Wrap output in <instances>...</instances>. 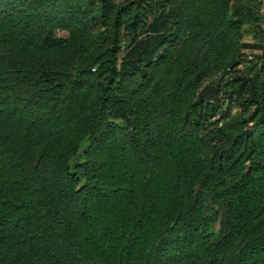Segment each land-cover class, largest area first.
Masks as SVG:
<instances>
[{
	"label": "trees",
	"instance_id": "1",
	"mask_svg": "<svg viewBox=\"0 0 264 264\" xmlns=\"http://www.w3.org/2000/svg\"><path fill=\"white\" fill-rule=\"evenodd\" d=\"M262 7L0 0V264H264Z\"/></svg>",
	"mask_w": 264,
	"mask_h": 264
},
{
	"label": "rangeland",
	"instance_id": "2",
	"mask_svg": "<svg viewBox=\"0 0 264 264\" xmlns=\"http://www.w3.org/2000/svg\"><path fill=\"white\" fill-rule=\"evenodd\" d=\"M262 12H264V7H262ZM58 36H66V33L65 32H58ZM244 40L246 42H259L257 39L254 38V27L250 24H247L245 25L244 27ZM126 47V44L123 46V51H125V48ZM259 54L262 53V51H258ZM249 60H251L249 58ZM264 61V59H263ZM252 63H249V62H246L244 63L240 69L245 71L247 70V68L251 65ZM212 79H210L209 81H211ZM238 112V108L237 107H233L232 108V113L235 114ZM256 136H261L264 134V128H258L256 129V132H255ZM84 145L82 146V149H83ZM75 160H79V158H75ZM220 231V225L219 223L218 224H215L213 225L210 230H209V233L211 234L212 237H216L218 235Z\"/></svg>",
	"mask_w": 264,
	"mask_h": 264
}]
</instances>
